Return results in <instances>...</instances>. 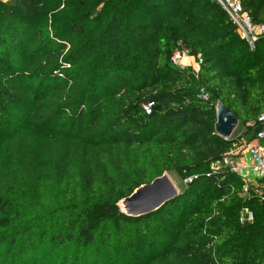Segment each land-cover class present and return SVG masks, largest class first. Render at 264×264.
<instances>
[{
    "label": "trees",
    "instance_id": "16d2710c",
    "mask_svg": "<svg viewBox=\"0 0 264 264\" xmlns=\"http://www.w3.org/2000/svg\"><path fill=\"white\" fill-rule=\"evenodd\" d=\"M263 87L264 37L250 50L215 0H0V264H264V194L212 174L241 139L217 103L255 139ZM169 172L192 182L121 213Z\"/></svg>",
    "mask_w": 264,
    "mask_h": 264
},
{
    "label": "built area",
    "instance_id": "2783aa9c",
    "mask_svg": "<svg viewBox=\"0 0 264 264\" xmlns=\"http://www.w3.org/2000/svg\"><path fill=\"white\" fill-rule=\"evenodd\" d=\"M245 1L215 0L226 13L237 36L248 45L250 50H253L257 41L264 37V23L253 21L250 12L244 9L243 4ZM170 62L180 70H190L195 76L202 65L200 58L191 55L183 48L176 50L172 54ZM143 109L146 115H149L152 111L150 105L144 106ZM257 122L261 126V130L257 133L255 140L264 142V111L258 116ZM221 171H229L238 177L243 183V193L246 194L249 190H253V187H256L257 181L264 179V150L259 144L243 143L237 148L234 147L224 155L221 161L212 165V174H218ZM191 182L192 178L186 180V184ZM253 191L260 196L263 195L258 190ZM244 213L248 215L247 217L244 216L243 220L251 221V214L247 211Z\"/></svg>",
    "mask_w": 264,
    "mask_h": 264
},
{
    "label": "water",
    "instance_id": "95a60500",
    "mask_svg": "<svg viewBox=\"0 0 264 264\" xmlns=\"http://www.w3.org/2000/svg\"><path fill=\"white\" fill-rule=\"evenodd\" d=\"M215 131L225 140L230 139L238 126V120L234 113L226 108L221 102L216 107ZM179 195L176 187L172 184L167 173L155 179L150 184L136 189L129 197L123 199L120 211L129 217H140L153 213L167 202L172 201Z\"/></svg>",
    "mask_w": 264,
    "mask_h": 264
},
{
    "label": "rangeland",
    "instance_id": "374dc122",
    "mask_svg": "<svg viewBox=\"0 0 264 264\" xmlns=\"http://www.w3.org/2000/svg\"><path fill=\"white\" fill-rule=\"evenodd\" d=\"M5 2H8L10 0H4ZM44 129V132L46 134H50L52 131H53V127L52 126H47ZM245 129V127H243L241 124L238 125L235 133H233V135L230 137L231 139H234L236 138L237 134L241 131H243ZM169 179L171 180L172 184L176 187L178 193H182L183 190L185 189L186 187V180L185 179H181L176 173H173V172H169L167 173ZM253 190H258L256 187H253ZM263 190V189H262ZM119 206V204H118ZM119 209H120V206H119Z\"/></svg>",
    "mask_w": 264,
    "mask_h": 264
},
{
    "label": "crops",
    "instance_id": "0c3cea01",
    "mask_svg": "<svg viewBox=\"0 0 264 264\" xmlns=\"http://www.w3.org/2000/svg\"><path fill=\"white\" fill-rule=\"evenodd\" d=\"M235 131H234V133H235ZM244 131H245V129L237 134L236 138L239 137V136H241V139L238 142V144H236L234 146L235 148L241 146L243 143L244 144H251V145H257V144H259V146L264 150V142L263 141L257 142L255 139H252V136L250 134H245L244 135ZM255 185H256L258 191H260L261 194H264V183L261 180H259V181L256 182Z\"/></svg>",
    "mask_w": 264,
    "mask_h": 264
},
{
    "label": "bare ground",
    "instance_id": "6f19581e",
    "mask_svg": "<svg viewBox=\"0 0 264 264\" xmlns=\"http://www.w3.org/2000/svg\"><path fill=\"white\" fill-rule=\"evenodd\" d=\"M120 208H121V210H123V206L120 204Z\"/></svg>",
    "mask_w": 264,
    "mask_h": 264
}]
</instances>
